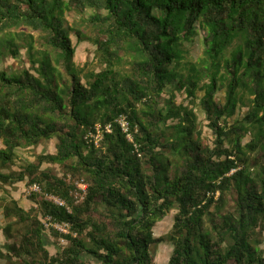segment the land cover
<instances>
[{
    "label": "trees",
    "instance_id": "16d2710c",
    "mask_svg": "<svg viewBox=\"0 0 264 264\" xmlns=\"http://www.w3.org/2000/svg\"><path fill=\"white\" fill-rule=\"evenodd\" d=\"M71 3L109 13L92 18L105 37L94 42L106 61L99 72L83 76L75 66L70 30L57 12L61 0H0V35L9 23L23 22L46 32L51 50L35 57L30 47L29 67L0 70V163L13 165L18 149L57 140L56 154L40 155L19 173L0 171V183L40 184L71 208L33 194L38 216L12 201L4 218L15 221L0 231L14 242L0 248V261L86 264L87 256L97 264H156L152 248L169 240L168 264H264V0ZM199 24L206 31L204 56L193 62L185 43ZM5 53L20 54L7 35L0 37V58ZM222 89L225 102L216 99ZM166 90L199 99L211 144L193 109L172 100L171 107L161 105ZM238 106L249 111L229 125ZM120 116L130 123L133 143L115 123ZM108 124L113 131H104L99 145L86 140L97 125ZM251 131L255 138L244 145ZM43 163L61 166L66 175L43 170ZM69 175L88 184L79 204ZM228 192L235 196L232 208ZM171 211V232L155 237ZM45 217L70 224L68 235L49 230L68 241L54 256L46 248Z\"/></svg>",
    "mask_w": 264,
    "mask_h": 264
},
{
    "label": "rangeland",
    "instance_id": "374dc122",
    "mask_svg": "<svg viewBox=\"0 0 264 264\" xmlns=\"http://www.w3.org/2000/svg\"><path fill=\"white\" fill-rule=\"evenodd\" d=\"M47 4H53L54 0H46ZM72 0H61V9H57L58 13H61V18L64 24V27L69 32V39L71 40L72 47L74 48V63L75 66L79 69H83L82 75L84 76L87 73L91 72H99L106 67V61L104 60V54L99 50L98 46L95 45V39L105 40L102 34L98 33V21H93L92 18L95 16H100L101 18H105L108 16V11L102 7L98 8H90L89 6L80 8L72 5ZM82 32V38H78L76 36L77 31ZM5 35L9 37H13L15 40V44L17 45L20 54L17 58L11 56V54L5 53L4 57L0 58V70H7L9 74H11L14 70H23L30 65V55L29 49L32 47L33 54L35 57L41 56L42 53L50 52L48 49L49 45L47 43V33L41 30H34L28 24L23 22L9 23V26L5 28L4 32L0 35V37H4ZM206 36L205 29L202 26L198 25L197 34L192 36L191 39L185 43V47H187L190 54V61L197 62L204 55V37ZM232 49L226 53L227 57L231 56ZM45 54V53H44ZM68 79H63L61 81V85L67 82ZM82 82L86 84V79H82ZM225 89L221 90L217 93L216 99H221L225 102ZM197 96H203L202 91L197 92ZM173 101L174 106L179 107L183 105L184 107H189L193 109L197 114V124L199 129H203V135L207 139L206 143H212V134L211 130L207 127V120L205 118V114L201 109L199 99H195L190 97L186 91L174 92V97H172V91L166 90L161 97V105L167 107L172 106L170 101ZM249 108L246 106H238L236 110V114L228 119L229 125L236 122L238 119H243V117L248 113ZM176 122H169V124L174 125ZM221 124H224L221 121ZM256 132H249L243 139V144L249 143L252 139L255 138ZM56 139L50 141H44L39 146H34L31 148L18 149L16 151L15 163L10 166H3L0 163V171L5 174L19 173L21 168L24 167L28 163H38V158L40 155H49L56 154ZM233 144V140H229L227 142V146ZM2 141L0 140V149H3ZM85 152H88L85 149ZM43 170L52 171L59 177L65 176L64 169L59 165H51L47 163H43L41 165ZM252 174L255 172L252 170ZM72 177L71 175H69ZM73 179V178H72ZM68 181V177H67ZM73 183V180L71 182ZM88 185V184H87ZM28 180L22 182H16L14 184L4 185L0 183V229L4 228L5 225L9 221L4 218V208L6 206L14 205L12 201L18 203L20 207L24 210L30 212L32 215H40V209L37 210V204L31 200V196H28L26 190L28 189ZM86 193H82L80 189L74 191V197L76 203H81L85 198ZM40 196V195H39ZM232 192H228V208H232L234 205V201ZM36 210V211H35ZM176 211H171L162 221L158 222L156 225L154 232L155 237H167V235L171 232L172 227L174 225V215ZM47 240H46V248L49 250L51 255H57L62 252V250L67 247L68 241L64 240L61 237H56L52 234V232L47 231ZM14 241H7L0 231V248L7 251L9 245H11ZM173 247L169 240L164 242L158 246H154L152 248L153 257L156 264H168L169 259L172 254ZM86 264H97L90 257H85ZM0 264H13L10 261L2 260Z\"/></svg>",
    "mask_w": 264,
    "mask_h": 264
},
{
    "label": "built area",
    "instance_id": "2783aa9c",
    "mask_svg": "<svg viewBox=\"0 0 264 264\" xmlns=\"http://www.w3.org/2000/svg\"><path fill=\"white\" fill-rule=\"evenodd\" d=\"M115 123H117L121 127L124 134H126L128 141L133 143L134 142L133 136L130 134V123L126 119V117L120 116L119 118L116 119ZM104 131L106 133H112L113 124H108L107 126L104 127V129L102 126L97 125L95 131L88 132V134L86 135V140L88 142H90V140H93L97 145H99L100 141L103 138ZM71 180H73V183H75L78 189H80L83 193H86V190L88 188V185L86 183H84L83 181H75L74 179H72V177L69 176L68 182H71ZM26 193L28 196H31L33 194L40 195L45 201L50 202L57 207L66 208L68 212H71V208L69 207V205L65 200L54 194L45 192L40 184L35 183L30 185L26 190ZM44 226L48 231L55 230L62 235H68L70 234L71 231L69 223L66 222L60 223V222L52 221L51 217L44 218Z\"/></svg>",
    "mask_w": 264,
    "mask_h": 264
}]
</instances>
